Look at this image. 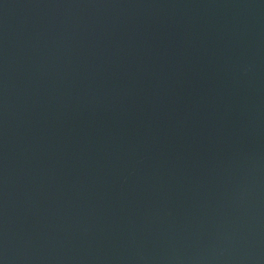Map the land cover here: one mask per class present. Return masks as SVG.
<instances>
[{
  "label": "water",
  "instance_id": "1",
  "mask_svg": "<svg viewBox=\"0 0 264 264\" xmlns=\"http://www.w3.org/2000/svg\"><path fill=\"white\" fill-rule=\"evenodd\" d=\"M0 264H264V0H0Z\"/></svg>",
  "mask_w": 264,
  "mask_h": 264
}]
</instances>
